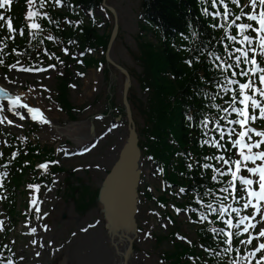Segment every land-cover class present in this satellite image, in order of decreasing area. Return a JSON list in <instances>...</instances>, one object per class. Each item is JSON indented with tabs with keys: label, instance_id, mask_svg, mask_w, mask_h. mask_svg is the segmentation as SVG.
Returning <instances> with one entry per match:
<instances>
[{
	"label": "snow or ice",
	"instance_id": "1",
	"mask_svg": "<svg viewBox=\"0 0 264 264\" xmlns=\"http://www.w3.org/2000/svg\"><path fill=\"white\" fill-rule=\"evenodd\" d=\"M37 3L39 7L34 10ZM64 3L65 0H51L50 6L63 7ZM12 4L13 0H0V10H3L0 11V26H6L8 30V35L0 39V56L12 54L15 58L13 63L0 58V66L7 69V72L0 76V125L15 124L5 113H11L20 120L26 118V113L33 121L47 125L51 120L45 116L44 111L35 106L28 93L13 90V86L19 83L15 79L17 75L42 74L49 69H56L55 64L49 63L44 67L42 61L38 60L41 56L39 49L45 41H56L58 38L50 32L44 35L45 29L37 21L46 19L57 28L60 23L54 20L48 11L43 10L49 6V0H27L25 27L17 29L12 19L4 14L10 10ZM205 4L208 6L205 7ZM201 6L202 13L212 20V29L222 31L223 39L218 41L222 49L204 51L195 48L193 51L199 52L200 55L195 59L190 56L186 63L195 67L197 60L210 58L209 67L215 70L213 75L216 79L210 80L204 76L200 79L212 84L215 92L211 95L204 94L208 95L211 101L223 102L212 103L211 108L217 111L206 113L199 121L202 129L200 146H208L213 151L203 156V163L199 158L189 156L190 162L187 163L186 169L200 167L205 170L201 174L214 183L195 193L194 201L199 208L189 206L188 211L198 212L199 223L209 221L211 216V222L222 225L212 227L210 231L217 246L223 245L222 253L232 257L229 264H264V0H201ZM209 8L213 11H209ZM68 23L72 22L69 20ZM17 35H27L33 52H21L15 46L9 48V42L15 44ZM191 35L197 36L198 33L193 31ZM32 41L36 43L32 44ZM62 51L65 55L71 54L67 47ZM43 55L64 63L46 48L43 49ZM83 55L82 52L81 56ZM23 57L29 59L24 61ZM33 59L38 62L32 63ZM32 91L34 89L29 88V92ZM192 119L191 115L187 117L188 121ZM112 127L117 126L113 124ZM67 154L65 152V155ZM16 155L15 152L12 153L13 158ZM49 164H59V160L46 161L37 167L47 170ZM206 173H210V176ZM7 175L6 171L0 172V179ZM0 187H3V184H0ZM28 187L39 189L40 186L30 184ZM185 192L186 189L181 187L177 194ZM31 203L35 204L36 201ZM175 211L182 214L183 209L176 208ZM36 212L39 213L40 209L36 208ZM99 223L100 221H96L88 228H94ZM47 227L44 225L45 230ZM0 230H3L2 221ZM81 231L86 232L88 229ZM36 232L37 228L31 227L30 233ZM179 239L183 241L187 238L180 236ZM237 241L239 247L236 246ZM188 242L191 243L190 240ZM31 244L37 245L38 241L32 240ZM44 246L39 244V247ZM205 250L209 255L221 256V252L211 247ZM36 255L40 256L41 253L37 252ZM14 256V253L8 257L0 256V264H16ZM18 259L20 264H23L25 257L20 256Z\"/></svg>",
	"mask_w": 264,
	"mask_h": 264
},
{
	"label": "rangeland",
	"instance_id": "2",
	"mask_svg": "<svg viewBox=\"0 0 264 264\" xmlns=\"http://www.w3.org/2000/svg\"><path fill=\"white\" fill-rule=\"evenodd\" d=\"M110 3L118 8L122 17L125 16L122 22L123 30L121 34V40L118 41L117 46L113 51V57L117 62L125 64L129 68L135 67L134 62L131 60L128 51L126 50V48H124L123 44L125 43L126 47L130 49H134L135 47L134 41L126 35V30H128V26L130 25L129 29H131V33H136L135 16H130V11H135L137 9L139 0H110ZM126 13H129V17L128 15H126ZM101 80L102 77L100 73L94 71L88 72L86 74V77L78 82L77 88L75 90H70L71 103L74 106H81L91 101L95 95L102 96L101 92L103 91L104 87ZM46 83L49 85V87H51V80L49 81L48 77H44L43 82H41L39 86H44ZM134 86L136 87V91L139 97L140 92L138 91L135 83ZM34 100L40 103L46 109L47 113L52 112L50 117L58 124L63 125L66 121H68L64 113H60L54 110V106L46 101L42 92L35 91ZM119 101L120 90L118 88V104ZM50 107H52V109ZM100 110L101 103L99 107L94 108L93 110H89L83 116H80V119H87L89 118L88 116L98 113L100 112ZM106 123H104V125ZM102 127L103 126L100 123H97L98 131L102 130ZM49 130L50 129H41L39 131L37 136L40 142L49 144L54 143L53 145L55 146L58 143H62L64 141V138H55L54 136H52ZM124 136V128L122 127L118 130L109 144H104L105 141L101 142L99 143L98 147L88 156L79 161L70 163L71 166H85L89 168V171H87L86 173L80 171L79 175L81 177L87 178V183L90 187H98L103 175V171L108 168L113 157L111 148L117 146V144L120 143V140H123ZM22 199L23 197H18V201H22ZM50 207L52 208V205H48L47 209L50 210ZM62 213H66L67 215V218L64 222H60V216ZM140 214L142 215L141 212ZM96 221H100V223L95 228L83 235L80 233V230L83 229L86 224H90ZM138 221L140 223L141 218H138ZM47 222L52 227V229L55 228V226L59 223L61 225V229L57 233V237L54 239V242L56 246H59L60 244L61 246H64V249L61 250L58 254L56 253V256L58 257L54 264H61L62 259L67 257L70 258L71 264H102V261L106 257L107 251L111 253L108 247L106 233L102 229L101 215L96 209L84 215H77L74 213L72 206L67 203V201L63 203L59 200L58 197H56L55 204H53V212ZM182 229L184 228L182 227ZM161 231L162 230L160 226H157L155 232L159 233ZM30 242L31 241H24L22 246L18 247V250L24 251L25 247L27 245H30ZM168 246L170 245L163 244L160 246H156L151 238L145 239L143 238V233H141L138 235V239L136 242L137 251L135 252V258L139 257L143 259V262H139L138 264H145V260H149L148 263L150 264H161L158 259V254L162 250L169 249ZM89 252L91 254V259L89 260V258L87 257V261L79 262L80 259H82L83 255L85 256ZM27 256L28 260L26 259L24 264H33L29 262V260L33 258L32 253L27 254ZM109 258H111V255L108 256V259ZM40 261H42V258L40 259ZM42 264H47V262H42Z\"/></svg>",
	"mask_w": 264,
	"mask_h": 264
},
{
	"label": "trees",
	"instance_id": "3",
	"mask_svg": "<svg viewBox=\"0 0 264 264\" xmlns=\"http://www.w3.org/2000/svg\"><path fill=\"white\" fill-rule=\"evenodd\" d=\"M77 1L91 3L98 0ZM142 8L146 18L157 26V30L150 31L157 45L142 37L138 47V60L144 70L140 82L149 91L147 132L158 139L151 150L157 156L165 157L171 149L166 140L168 132L180 143L184 141L186 131L182 127L181 107L184 110V107L193 106L194 95L190 92L194 89L192 84L199 78L195 74L201 70L199 64L188 68L181 57L184 52L175 51L171 46L178 41L177 34L186 32L190 25L198 33L194 49H201L203 41L210 35L200 23L203 20L199 17L195 0H146ZM97 39L104 45L103 38ZM205 44L208 45L207 42ZM182 102L184 107L181 106ZM179 253V246L176 245L172 257L176 259Z\"/></svg>",
	"mask_w": 264,
	"mask_h": 264
},
{
	"label": "water",
	"instance_id": "4",
	"mask_svg": "<svg viewBox=\"0 0 264 264\" xmlns=\"http://www.w3.org/2000/svg\"><path fill=\"white\" fill-rule=\"evenodd\" d=\"M136 139L131 133L126 145L119 153V159L104 179L99 198L104 205L106 219L110 225L130 226L137 209L139 171Z\"/></svg>",
	"mask_w": 264,
	"mask_h": 264
},
{
	"label": "bare ground",
	"instance_id": "5",
	"mask_svg": "<svg viewBox=\"0 0 264 264\" xmlns=\"http://www.w3.org/2000/svg\"><path fill=\"white\" fill-rule=\"evenodd\" d=\"M55 129H56L55 131L58 132V133H66L67 135H70V136L72 135L74 137V139H75L76 144H78V145L80 144L79 146L83 145L86 142L87 138H88L87 137L88 134H87V131L85 129V125L84 124H80L77 127H75V126L73 127L72 126V127H69L67 129H63V130L62 129H58V128H55ZM128 235L130 237H133V235H134L133 231H129ZM137 238H138V235L136 236V239ZM114 241H117V239H115ZM117 247H118V251L120 252L122 250L123 246L120 245V243H119V244H117ZM113 254L114 255L109 259V262L107 264H123V263H121L122 262L121 259L120 260H116V258L117 257L119 258V256L116 254L115 250H114ZM107 256H108V254H107ZM47 259L49 260V256L48 255H47ZM66 259H65L64 264H71L70 263V259H67V260ZM105 259H107V258H105ZM131 259L132 258L127 260L126 264H138L139 262L140 263L142 262V260L140 258H136L139 261H135L134 259L133 260H131Z\"/></svg>",
	"mask_w": 264,
	"mask_h": 264
}]
</instances>
